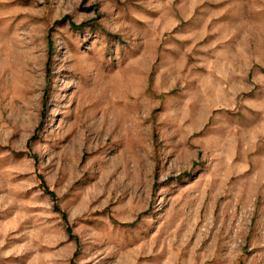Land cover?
<instances>
[{
  "label": "rangeland",
  "instance_id": "1",
  "mask_svg": "<svg viewBox=\"0 0 264 264\" xmlns=\"http://www.w3.org/2000/svg\"><path fill=\"white\" fill-rule=\"evenodd\" d=\"M0 264H264V0H0Z\"/></svg>",
  "mask_w": 264,
  "mask_h": 264
},
{
  "label": "trees",
  "instance_id": "2",
  "mask_svg": "<svg viewBox=\"0 0 264 264\" xmlns=\"http://www.w3.org/2000/svg\"><path fill=\"white\" fill-rule=\"evenodd\" d=\"M48 194H50L51 196H54V194H53V192L52 191H50L48 188H46V190H45Z\"/></svg>",
  "mask_w": 264,
  "mask_h": 264
}]
</instances>
